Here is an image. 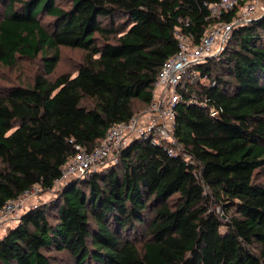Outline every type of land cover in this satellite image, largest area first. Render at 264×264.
Returning <instances> with one entry per match:
<instances>
[{
    "label": "trees",
    "instance_id": "16d2710c",
    "mask_svg": "<svg viewBox=\"0 0 264 264\" xmlns=\"http://www.w3.org/2000/svg\"><path fill=\"white\" fill-rule=\"evenodd\" d=\"M217 1L0 0V64L41 54L50 74L60 47L86 52L74 76L39 73L0 93V208L37 185L52 190L76 144L92 149L146 109L179 50L176 29L199 40L240 7L212 18L207 3ZM119 16L127 23L118 26ZM203 69L216 83L193 91L220 116L176 107L175 135L195 162L133 141L114 163L25 211L0 238V264H53L48 250L76 264H264V185L255 181L264 173V15L236 28ZM211 201L238 215L225 224Z\"/></svg>",
    "mask_w": 264,
    "mask_h": 264
},
{
    "label": "built area",
    "instance_id": "2783aa9c",
    "mask_svg": "<svg viewBox=\"0 0 264 264\" xmlns=\"http://www.w3.org/2000/svg\"><path fill=\"white\" fill-rule=\"evenodd\" d=\"M207 5L212 18H221L224 13L240 7L231 21H221L208 27L199 40H195L194 33L185 32L178 27L175 34L179 50L162 64L148 107L129 120L111 126L94 148L88 149L76 144V152L63 165L56 184L62 186L69 180L102 170L114 163L123 149L137 139L166 146L171 155H181L185 160L195 162L175 135L176 107L184 101L206 108L213 117L220 116L221 109L210 104L208 96L200 98L193 91L198 85L209 86L216 83L204 72L203 65L210 59L219 57L236 28L264 15V0H218ZM39 188L41 189L37 185L7 201L0 208V225L11 219L14 212L22 209Z\"/></svg>",
    "mask_w": 264,
    "mask_h": 264
},
{
    "label": "rangeland",
    "instance_id": "374dc122",
    "mask_svg": "<svg viewBox=\"0 0 264 264\" xmlns=\"http://www.w3.org/2000/svg\"><path fill=\"white\" fill-rule=\"evenodd\" d=\"M58 2L65 8H69L71 6V0H58ZM2 12L3 8L0 6V16L2 15ZM43 20L45 22H49L52 20V18L44 15ZM115 22L119 26L126 24L127 19L124 16H119L115 18ZM96 43L98 45L105 43L104 38L98 33L96 34ZM60 51V60L54 71L50 74H45L41 54L36 58L18 56L16 62L13 65L0 64V93L5 92L13 85H26L33 83L35 75L39 73L45 74L52 80L63 73H69L72 76L76 75L86 53L85 50L81 48L62 46L60 47ZM255 181L264 185V173L262 171H257ZM61 187V185L56 184L52 190H44L39 188L36 194L26 201L22 209H19L12 214V217L17 218V220H7L5 223L8 225V227H6L4 223L0 225V236L10 228L9 226H14L18 222V219L21 217V215L31 206L46 203L54 199ZM206 194L210 195L209 190H206ZM211 204L212 208H214L220 214L225 224L229 223L232 217L238 215V207L236 205H229L228 202H226V204H222L217 201H211ZM226 228L227 225L222 226V230H225ZM142 242L143 238L137 237V243L141 244ZM46 254L50 256L53 264H76L75 259L67 251L48 250L46 251Z\"/></svg>",
    "mask_w": 264,
    "mask_h": 264
},
{
    "label": "crops",
    "instance_id": "0c3cea01",
    "mask_svg": "<svg viewBox=\"0 0 264 264\" xmlns=\"http://www.w3.org/2000/svg\"><path fill=\"white\" fill-rule=\"evenodd\" d=\"M11 220H17V218L12 217ZM4 224L6 225V227H8V225H7L6 223H4ZM9 227H11V226H9ZM5 233H6V232H5ZM5 233H4V234H5ZM4 234L1 235L0 238H2V237L4 236Z\"/></svg>",
    "mask_w": 264,
    "mask_h": 264
},
{
    "label": "water",
    "instance_id": "95a60500",
    "mask_svg": "<svg viewBox=\"0 0 264 264\" xmlns=\"http://www.w3.org/2000/svg\"><path fill=\"white\" fill-rule=\"evenodd\" d=\"M78 178H75V179H72V180H69L68 182H70V181H74V180H77Z\"/></svg>",
    "mask_w": 264,
    "mask_h": 264
}]
</instances>
